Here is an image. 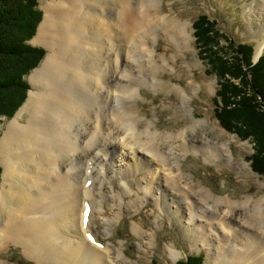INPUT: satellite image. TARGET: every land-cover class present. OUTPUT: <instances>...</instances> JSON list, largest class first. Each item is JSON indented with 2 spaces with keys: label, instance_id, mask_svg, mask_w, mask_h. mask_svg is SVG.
Instances as JSON below:
<instances>
[{
  "label": "bare ground",
  "instance_id": "bare-ground-1",
  "mask_svg": "<svg viewBox=\"0 0 264 264\" xmlns=\"http://www.w3.org/2000/svg\"><path fill=\"white\" fill-rule=\"evenodd\" d=\"M160 5L51 0L41 7L32 43L48 53L0 136V249L15 244L36 264H136L121 248L101 245L91 226L96 221L106 238L147 202L156 220L167 216L190 248L204 251L205 264H264V196L234 201L205 187L197 192L181 170L180 159L193 153L252 177L244 161L233 162L230 141L191 137L188 129L162 133L129 109L143 87L170 88L184 107L196 90L193 81L169 87L158 77L176 65L167 49L156 58L158 40L178 53L192 49L188 23L162 16ZM247 18L261 53L264 0ZM202 126L216 124L194 120L191 129ZM132 232L140 247L154 238L141 226Z\"/></svg>",
  "mask_w": 264,
  "mask_h": 264
},
{
  "label": "rangeland",
  "instance_id": "rangeland-1",
  "mask_svg": "<svg viewBox=\"0 0 264 264\" xmlns=\"http://www.w3.org/2000/svg\"><path fill=\"white\" fill-rule=\"evenodd\" d=\"M48 1L51 0L37 1V9L42 13L41 21L43 19L41 7ZM260 1L161 0L160 14L162 16L168 18L179 17L183 23H188L189 33L192 36V49H188L186 53H178L174 46L165 43L163 40H158L155 44L156 58L167 49L166 57L169 58L171 64L176 63L174 73H160L158 77L160 76L169 87L173 85L184 87L187 83L193 81L196 90L190 98L189 107H184V104L181 103L176 94L171 92L170 88L160 91L143 87L140 90L141 97L129 106L130 111L137 114L141 119L152 121L159 132L167 133L173 129H188L191 137L204 140L213 139L214 141L228 139L233 162L237 160L244 161L249 166L253 174L252 177H243L232 170L231 167L223 165L219 161H207L201 154L190 153L182 157L180 162L182 172L193 182V188L197 192L199 188L205 187L216 197L229 198L234 201H242L246 198L256 201L263 197L264 180L261 175L254 173L250 166V157L254 152L253 142L250 139L241 140L235 133L226 131L216 118L215 111L221 105L220 99L217 97L220 81L210 63L203 58V45L198 43L195 38L193 23L199 16H206L209 21L215 23L217 32L222 35L218 40L219 45H216L219 50L227 56L231 54L230 49L227 47L229 42L236 45H248L253 49L252 62L255 63L260 56L264 55V51L257 52L259 42H257L256 34L247 29L246 19L258 7ZM245 6L246 9L244 10ZM39 25L40 23L36 28L35 35L27 44L44 49L45 55L39 65L25 78L30 87L29 91L31 90L29 77L41 66L48 53L43 46L32 43ZM23 116L25 118L26 114ZM14 117L15 114L11 119L2 118L0 120V136L3 127L10 123ZM204 119L207 120L209 125L213 122L216 126L210 129L207 126H202L203 129L200 127L194 130L191 129L194 120ZM2 168L0 160L1 175ZM254 174L257 178L254 177ZM112 184L114 189L117 190L118 185L115 182ZM111 185L106 184L105 191H110ZM209 202L211 205L212 199H209ZM133 225L141 226L147 234L154 233L150 245L140 247V241L132 232ZM91 231L103 245L109 244L117 249L121 248L124 250L125 256L136 264H178L181 260L184 261L192 255L199 257L201 263L205 264L204 251H196V249L190 248L189 241L181 235L176 225L169 222L167 216L156 220L155 209L147 202L144 209L133 216L124 215L118 219L106 238L101 237L103 230L96 221L91 226ZM169 250L177 252L175 259L170 257ZM0 262L3 264H36L24 255L21 247L15 244H9L8 247L0 249Z\"/></svg>",
  "mask_w": 264,
  "mask_h": 264
},
{
  "label": "trees",
  "instance_id": "trees-1",
  "mask_svg": "<svg viewBox=\"0 0 264 264\" xmlns=\"http://www.w3.org/2000/svg\"><path fill=\"white\" fill-rule=\"evenodd\" d=\"M37 1L0 0V120L11 119L24 103L30 89L25 78L45 55L44 49L27 44L41 21ZM193 28L204 46L203 58L220 81L216 118L226 131L253 142L250 166L264 180V55L253 63L250 46L229 42L226 56L216 46L222 35L206 16H199ZM188 257L178 264H202L199 257Z\"/></svg>",
  "mask_w": 264,
  "mask_h": 264
},
{
  "label": "water",
  "instance_id": "water-1",
  "mask_svg": "<svg viewBox=\"0 0 264 264\" xmlns=\"http://www.w3.org/2000/svg\"><path fill=\"white\" fill-rule=\"evenodd\" d=\"M25 100H26V99H25ZM24 103H25V101H24ZM24 103L19 107V109H21V107H23ZM19 109H18L17 111H19ZM17 111H16V113H17ZM16 113H15V114H16Z\"/></svg>",
  "mask_w": 264,
  "mask_h": 264
}]
</instances>
